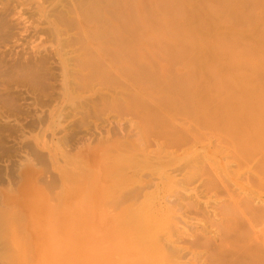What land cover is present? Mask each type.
I'll list each match as a JSON object with an SVG mask.
<instances>
[{
    "label": "rangeland",
    "instance_id": "rangeland-1",
    "mask_svg": "<svg viewBox=\"0 0 264 264\" xmlns=\"http://www.w3.org/2000/svg\"><path fill=\"white\" fill-rule=\"evenodd\" d=\"M156 80L187 82L186 94ZM116 99L147 108L119 115ZM149 114L202 117L211 153L255 146L240 165L227 153L208 165L241 171L252 188L226 180L264 216V0H0V264H94L90 171L134 182H120L113 152L94 162L86 146ZM250 233L264 238V218Z\"/></svg>",
    "mask_w": 264,
    "mask_h": 264
},
{
    "label": "bare ground",
    "instance_id": "bare-ground-1",
    "mask_svg": "<svg viewBox=\"0 0 264 264\" xmlns=\"http://www.w3.org/2000/svg\"><path fill=\"white\" fill-rule=\"evenodd\" d=\"M147 84L148 81L140 80L137 86L144 90ZM155 84L179 87L182 90L179 94H186L188 87L187 82L173 80H156ZM113 101L108 105L109 110L119 115L143 116L147 108L139 102ZM189 108L184 103L178 111ZM149 115L150 119H144L145 122L129 123L135 133L132 130L126 133L119 125L121 137L108 134L97 144L86 146V153L94 162L107 160L100 152H113L120 161V182H134L130 190L124 191L118 189L116 176L110 178L103 172L105 178L101 179L90 171L96 181L89 193L95 198L89 203L92 212L88 221L91 219V222H87L83 233L89 245L99 244L100 249L98 253L89 251L88 256L92 258L89 262L264 264V238L250 233L253 222L264 216L260 210L252 211L246 200L240 201L227 180L231 179L241 190L246 185L252 187L238 181L241 171L232 175L227 165H220L224 176L208 165V160L222 158L224 153L233 155L240 165L246 157H254L257 148L242 145L239 154L238 149L232 150L225 143L226 150L211 153L206 148L212 145V136L202 117L177 123ZM116 161L108 166V171L115 170ZM208 166L214 173L207 170ZM261 170L264 171V162ZM214 196H226L227 203L217 204ZM80 213L75 209L72 220H80L77 216Z\"/></svg>",
    "mask_w": 264,
    "mask_h": 264
}]
</instances>
